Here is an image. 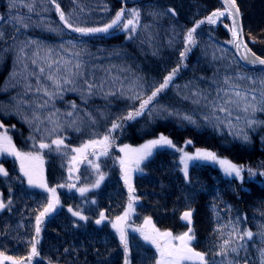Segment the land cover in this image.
I'll list each match as a JSON object with an SVG mask.
<instances>
[{
  "label": "trees",
  "instance_id": "obj_1",
  "mask_svg": "<svg viewBox=\"0 0 264 264\" xmlns=\"http://www.w3.org/2000/svg\"><path fill=\"white\" fill-rule=\"evenodd\" d=\"M57 2L66 13L76 7L71 0ZM8 4L9 0H0V30L4 32V39L0 40V122L9 131L18 150L37 152L42 157L44 180L49 188L56 189L55 194L59 198L57 207L41 223L37 244L39 255L33 257L30 264H123L124 249L111 225L114 218L124 213L129 199L122 179L118 147L138 145L159 134L167 135L175 147L156 148L151 156L142 161V171L133 174L131 183L138 201L131 222L141 225L150 219L151 228L178 236L188 227L187 222L181 220L182 214L189 209L194 210L192 227L195 240L192 247L195 251L206 253V259L212 264L221 261L222 258L214 253L218 251V245L228 239L230 230L225 228L222 235L216 231L218 226L239 217L242 229H250L253 233L259 231V226L264 224V182L226 176L217 166L202 161L188 165V182L181 170V151L178 149L191 150L194 147L209 149L231 162L248 164L253 168L264 166V123L248 129L243 119L235 120V116L243 117L244 113L234 111L233 124L237 130L244 129L247 133L248 140L245 141L224 124L215 120L205 121L203 117L209 114V109L203 106L204 102L197 105L183 98L190 94L189 89L197 85L200 89H207L210 98L214 97L216 85L212 84L213 78L222 81L225 75L235 76L236 73L252 76L264 74V69H249L238 61L229 42V22L225 17H219L215 24L207 23L206 17L213 11L223 9L218 0H139L130 4L116 0H79L85 11L79 13L77 9V14L81 22L90 27H102L109 23L121 8L139 9L141 21L132 39H128V33L121 28L111 29L107 34L79 36L63 28L52 4L46 5L50 10L42 12L41 16L47 24L62 29L63 34L40 27L21 29L17 33V26L10 17L28 14L27 9L21 7L18 12L15 9L10 12ZM236 4L242 17L246 42L252 51L264 57V0H236ZM168 9H173L176 14L173 16ZM153 11L162 15L154 18L150 15ZM31 15L33 21L40 19L34 13ZM202 20L205 22L196 28V44L183 61L184 66L149 105L153 111L146 109L132 120H122V127L111 134L113 143L108 149L109 155L98 159L90 156L100 165L99 171L105 174L98 188L91 187L98 175L87 161L81 163L78 170L71 173L72 179H69V161L74 155L71 149L80 147L89 139L102 137L114 120L138 109L140 101L128 99L132 93L122 96L117 92L107 99L96 95L85 103L79 92H64L62 98L51 101L46 109L40 110V114L44 118L49 113H56L53 119L62 127L44 142L51 143V139L57 136L63 138L68 155L39 149L41 134L47 137L46 130H51L54 125L44 119L41 131L37 133L34 131L35 124L30 127L24 120L25 116L31 119L32 108L21 106L18 111L15 107L16 100L13 98H18L17 94L24 92L22 84H17L19 76L12 77L14 71L19 73L23 67L16 62L18 41L30 38L58 46L73 40L94 54L96 58L93 63L101 67L96 73L98 77L105 75L102 69L117 65L119 67L112 68V74L119 75L125 86L139 79L143 88L137 91L147 98L163 83L164 77L180 64L185 33ZM13 36L17 37L16 41ZM149 36L152 37L150 41ZM153 52L156 54L153 55ZM120 67L127 71H119ZM185 85H189V88H185ZM119 87L117 83L116 88ZM23 98L28 101L35 99L31 93ZM43 99L39 102L42 103ZM73 104L77 106L74 115L67 116L68 112L73 111ZM86 113L95 123L89 120ZM185 114L191 115L196 123L183 119ZM217 115L225 118L224 114ZM74 119L77 123L71 125ZM255 119L264 121V112L256 113ZM32 135L36 136V148L29 139ZM0 163L9 173L8 177L0 176V199L5 204L12 200L10 210L6 208L0 211V252L27 264L31 250L29 242L36 236V217L47 205L49 193L29 187L14 157L2 155ZM68 184H75L76 187L69 189ZM80 187H88L89 191L81 195L77 191ZM69 208L79 211L88 219L79 220L69 212ZM101 212L105 219L97 225L95 221L100 218ZM126 236L130 264H156L159 254L153 244L135 232L128 231ZM260 247H264V244L257 235L248 242L247 253L241 251L236 259L240 264L245 259L248 264H260L257 251ZM2 264L12 262L5 260Z\"/></svg>",
  "mask_w": 264,
  "mask_h": 264
},
{
  "label": "snow or ice",
  "instance_id": "obj_2",
  "mask_svg": "<svg viewBox=\"0 0 264 264\" xmlns=\"http://www.w3.org/2000/svg\"><path fill=\"white\" fill-rule=\"evenodd\" d=\"M73 5H76L72 11L65 12L57 0H9V11L17 10L21 7L27 9L25 15H15L10 17V20L14 22L16 27V32L19 33L21 29H28L31 27H40L49 32H56L58 34H63V30L59 27H52L47 24L44 18L41 16L42 12H48L50 9L46 7L47 4H52L55 6V12L59 17L60 22L63 24V28L69 30L70 32L77 33L79 36H91L98 33H109L111 29L121 28L123 31L128 33L127 38H134L137 34L138 26L141 21V11L137 8L124 9L121 8L115 13V16L111 19L109 23L104 24L102 27H90L81 22L80 16L77 14V9L79 13L85 11L84 7L79 4V0H71ZM227 15L232 19V26L229 29L232 35V43L238 50L242 51L241 59L246 63L251 65H262L264 66V59L256 56L254 53L248 49L246 44L242 43L243 40V29L239 24L240 11L236 5V0H225ZM39 5V9L37 8ZM105 10H107L105 8ZM169 12L174 16L176 13L173 9H168ZM36 14L40 17L39 20L33 21L31 14ZM154 18L162 13H157L155 11L151 12ZM225 12L216 11L211 15L206 17V21L209 24H215L217 18L224 16ZM205 21H198L196 26L188 29L184 36V50L180 52L181 62L174 68L167 76L164 77L163 83L156 87L151 95L147 98H143V93L137 91V89H142L143 85L139 82V79L132 80L129 85H124V80L121 79L119 75L112 74V68H117V65H110L108 68L102 69L105 72L104 76H97V71L101 70V67L93 63L96 58L94 54L90 53L86 47L81 44H77L73 40H68L61 43L58 46H50L42 41L34 39H26L23 41H18V51H17V64H22V69L19 73L14 71L12 77L16 78L17 84H22L24 92L18 93L17 97L13 99L16 100L15 107L19 111L21 106H27L32 108V116L29 119L27 116L24 117L26 123L30 127L35 124L34 131L39 133L41 131V125L44 123V119H47L50 123L54 125L51 130L47 131V137L43 134L40 136L39 149H48L49 151H55L64 156L68 153L65 151L67 145L64 144V139L57 136L55 139H51V143H45L46 138H50L54 133L57 132L58 128L62 126L57 122L56 113H49L47 117L42 118L40 110L46 109L49 103L57 98H62V95L66 91L79 92L82 99L87 102V99L100 95L104 99L109 96H114L117 92L124 96L128 93V99L140 101L138 109L130 111L126 116L118 117L112 122L111 127L102 136L95 139H89L85 141L80 147L72 148L71 152L75 155L70 158L69 166V179H72L71 173L74 170H78L79 165L85 161L96 171L98 178L91 185L92 188H98L100 183L104 180L105 174L100 172V165L96 163L90 156L96 157L109 155V147L113 143L112 132L116 129L122 127V120H132L135 117L142 115L147 109L149 112L153 109H149V105L152 104L157 95L167 88L170 82L173 80L176 73L179 71L183 65V61L186 59L188 52L191 51L192 46L196 44L194 38V33L196 28ZM145 27H148L147 25ZM4 39V32L0 30V40ZM149 41L152 39L151 36L148 37ZM13 40L16 41L17 37L13 36ZM171 43V41L169 42ZM114 55H119V53H113ZM156 53L153 52V55ZM215 58V57H214ZM119 71H127V69L120 67ZM126 79V78H125ZM203 79V78H201ZM35 81L34 83L32 81ZM246 82V83H242ZM117 83L120 84L119 88H116ZM192 82H190L191 84ZM212 84L216 85L215 92L216 95L210 98V93L207 89H200L197 85L195 88L189 89L190 94L185 95L184 99H190L193 104H201L207 109H209V114L205 115L203 118L205 121L211 122L212 120L217 121L219 124H224L229 127L230 130L234 131L237 136H242V138L247 141L248 135L244 129H236L233 124V113L242 112L244 116H235V120L238 122L241 119L245 121L246 127L248 129H253L257 125L264 123V121H258L255 119L256 113L264 112V74L260 76L244 75L236 73L235 76L225 75L222 81H218L215 78L212 79ZM15 86V85H13ZM115 88V91L113 89ZM185 88H189V85H185ZM31 93L35 99L32 101L25 100L23 97L28 96ZM47 97V99H43ZM43 99V102L39 101ZM34 105V107H33ZM76 105L73 104V111L68 112L67 116H73L76 110ZM217 113L224 114V119ZM89 120L95 123V120L90 114ZM179 115V113H177ZM183 119L187 120L189 123H196L191 115L185 114ZM77 121L74 119L71 125H76ZM14 127V126H13ZM3 123H0V129H3ZM77 131L80 130L79 127L76 128ZM95 135V134H94ZM33 141V148H36V136L32 135L29 137ZM191 143V141H188ZM53 145L55 148L53 149ZM168 146L175 147L170 139L161 135L158 139L148 141L140 149H129L127 145L120 149L121 152H125L124 158L120 159V167L122 173V179L129 190V204L125 209L122 216L116 218L117 222H124L128 219L129 214L133 210L132 201L137 199L133 193L134 189L131 185V177L133 171H142L140 165L142 161L146 160L152 155V149L157 146ZM183 155L181 156L180 163L183 165L181 169L184 173V179L186 182L189 181L188 173V161L189 160H207L214 163H218L225 173L226 176H235L236 178H241V173L244 170L243 166H238L227 159L219 158L216 153L197 149L196 154L190 156L188 153H184L183 149H178ZM7 154L9 156H14L17 161L20 162V172L24 177L27 178V183L29 187H35L43 189L45 192L49 193V199L44 210L36 217V236L32 238L29 242L31 244V250L29 256L27 257V264H30L33 257L39 255L37 250V244L39 243L38 237L41 232V223L45 216L51 213L56 205L59 203V198L56 197V189L49 188L43 177L42 157L38 153L34 152H22L18 150L12 143V138L8 135L7 130L0 132V155ZM36 162H39L38 164ZM250 176H256L257 173L248 169ZM260 176H264V171L259 173ZM0 176L8 177L9 173L7 170L0 165ZM79 179V177H77ZM65 185H60L64 187ZM69 189L75 188V184H68ZM77 191L83 195L85 192L89 191L88 187L77 188ZM12 200L9 199L7 204L0 200V211L8 208L10 210V205ZM215 208V206H214ZM193 211L189 209L185 211L181 220L187 222V231L178 235L173 236L169 231L160 232L158 229L153 227L151 233H144L141 231V235L146 242L153 244L159 254V258L156 264H185V262L191 261L192 264H212V262L206 259L207 254L199 251H195L192 247V242L195 240V234L192 227ZM230 211V209H229ZM69 212L72 213L74 217L79 220H87L88 218L83 216L79 211H73L69 208ZM105 219L103 212L100 213V218L95 221L99 225ZM146 223H151L150 219H146ZM113 228H116L120 243L124 249V264H130L128 259V240L123 227L118 226V223L112 224ZM229 228L228 239H224L221 244L218 245V251L214 253L215 256L221 257L219 264H240L236 259L241 251L247 253L248 242L252 241L255 236H259L261 244H264V224L259 226V231L253 233L250 229L240 227V218L238 217L235 221L229 219L227 224L218 226L217 232L223 235V230ZM160 241H163V246ZM178 241L179 243H174ZM67 251V249L65 250ZM258 256L260 264H264V247L258 248ZM2 260H11L12 264H25L24 261L15 260L12 257L4 256L0 252V264ZM243 264H248L245 259Z\"/></svg>",
  "mask_w": 264,
  "mask_h": 264
},
{
  "label": "rangeland",
  "instance_id": "obj_3",
  "mask_svg": "<svg viewBox=\"0 0 264 264\" xmlns=\"http://www.w3.org/2000/svg\"><path fill=\"white\" fill-rule=\"evenodd\" d=\"M219 10V9H218ZM218 10H216V11H218ZM216 11H213V12H216ZM221 12H224L223 11V9L222 10H220ZM212 12V13H213ZM211 13V14H212ZM222 17V19L225 17V15L224 16H221ZM217 20H218V18H217ZM1 123V122H0ZM7 130V128L4 126V128L3 129H0V132H2V131H4V130ZM7 133H8V135L11 137V135H10V133H9V131L7 130ZM161 135H163V136H165V137H167L168 139H170L167 135H165V134H159L157 137H155V138H152V139H149V140H147V141H144V142H142V143H140V144H138V145H127L128 146V148L129 149H140L143 145H145L148 141H151V140H155V139H158ZM171 140V139H170ZM12 143H13V141H12ZM14 144V143H13ZM125 145H122V146H119L118 147V150H119V153H120V159L121 158H124L125 157V155H126V153L125 152H121L120 151V149L121 148H123ZM159 147H168V146H157V147H155V148H153L152 149V153H153V151L156 149V148H159ZM197 149H201V150H207V151H211V150H209V149H203V148H199V147H194V148H192L191 150H186V149H184L183 150V152L184 153H188L190 156H193V155H195L196 154V151H197ZM211 152H213V151H211ZM35 153H37V152H35ZM4 155H7V154H4ZM74 155H75V153H74ZM183 155V153L181 152V154H180V156H182ZM217 155V154H216ZM9 156V155H8ZM219 158H221V159H227V158H225V157H221V156H219V155H217ZM1 157H2V155H0V159H1ZM12 157H14V156H12ZM15 158V157H14ZM96 157H94V159H95ZM16 159V158H15ZM180 160H181V157H180ZM228 160V159H227ZM194 161H202V162H207V163H210V164H213V165H215V166H217L218 168H220L221 169V167H220V165L218 164V163H214V162H212V161H207V160H200V159H196V160H189L188 161V165L190 164V163H192V162H194ZM18 163H19V165H20V162L19 161H17ZM37 164L39 163V162H36ZM232 163H234V164H236V165H238V166H243V168H244V170L242 171V173H241V178H247V179H249V180H256V181H258V182H264V176H260L259 175V173L261 172V171H264V166L262 167V168H253V167H251V166H249L248 164H243V163H235V162H232ZM0 165H2L1 163H0ZM3 166V165H2ZM4 167V166H3ZM182 168H183V165H182ZM42 169H43V177H44V164H42ZM248 169H252V170H254L256 173H257V175L256 176H250L249 175V172H248ZM75 171V170H74ZM73 171V172H74ZM221 171L223 172V170L221 169ZM72 172V173H73ZM135 172H137V171H133V173H132V176H133V174L135 173ZM224 173V172H223ZM225 174V173H224ZM234 176V175H233ZM25 179H26V181H27V178L26 177H24ZM240 178V179H241ZM131 180H132V177H131ZM124 185H125V183H124ZM131 185H132V183H131ZM133 187V186H132ZM125 188H126V190H127V193H128V198H129V190H128V187L125 185ZM56 195V194H55ZM133 195L137 198V196L133 193ZM1 200V199H0ZM137 201H138V198L137 199H135V200H133L132 201V204H133V210L131 211V213L129 214V217H128V219L126 220V221H124V222H117L116 221V218H114L112 221H111V225L113 224V223H118V226H120V227H123V229H124V231H125V233H127L128 231H131V232H135V233H137V234H139V235H141V231H143L144 233H151L152 232V229L153 228H151V225L149 224V223H146V221L143 223V224H141V225H136V224H134L133 222H131V220H132V214H133V212H134V208H135V204L137 203ZM128 204H129V199H128V202H127V204H126V207H125V209L128 207ZM58 205V204H57ZM57 205H56V207H57ZM55 207V208H56ZM125 211V210H124ZM123 215V213L121 214V215H119V216H122ZM113 227V226H112ZM115 229V231L117 232V230H116V228H114ZM118 233V232H117ZM119 235V234H118ZM141 237H142V235H141ZM161 243V245L163 246V241H161L160 242ZM174 243H179L178 241H174ZM5 260H2V263L4 262ZM10 262H12L11 260H9ZM188 262H191V261H188ZM185 263H187V262H185ZM26 264V263H25ZM123 264H124V261H123Z\"/></svg>",
  "mask_w": 264,
  "mask_h": 264
},
{
  "label": "water",
  "instance_id": "obj_4",
  "mask_svg": "<svg viewBox=\"0 0 264 264\" xmlns=\"http://www.w3.org/2000/svg\"><path fill=\"white\" fill-rule=\"evenodd\" d=\"M116 1H119V2H121L122 4H130V3L137 2V1H139V0H116ZM218 1H219V3H220L221 6H222L223 11L225 12V18H226V19L228 20V22H229V29H230L231 26H232V19L227 15V12H226V10H225V9H226L225 0H218ZM236 5H237V4H236ZM237 7H238V6H237ZM239 24H240V26H241L242 29H243V24H242V20H241V14H240V16H239ZM231 40H232V35H231V32L229 31V42H230ZM242 43H243V44H246L247 47H248V49H250L251 52L254 53L256 56H258V57L264 59V57H261V56L257 55V54H256L254 51H252V49L249 47L248 43H247L246 40H245L244 31H243V40H242ZM230 45H231V48H232V50H233L234 55L236 56V58L238 59V61H239L243 66H245V67H247V68H249V69H257V70H259V69H264V66H262V65H255V66H254V65H251V64L246 63L244 60L241 59V55H243V52H242V51L238 52L237 48H236L232 43H230Z\"/></svg>",
  "mask_w": 264,
  "mask_h": 264
},
{
  "label": "bare ground",
  "instance_id": "obj_5",
  "mask_svg": "<svg viewBox=\"0 0 264 264\" xmlns=\"http://www.w3.org/2000/svg\"><path fill=\"white\" fill-rule=\"evenodd\" d=\"M241 20H242V17H241ZM243 24V23H242Z\"/></svg>",
  "mask_w": 264,
  "mask_h": 264
}]
</instances>
